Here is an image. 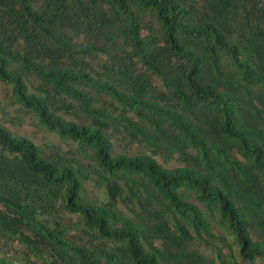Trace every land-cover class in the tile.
<instances>
[{
    "label": "trees",
    "instance_id": "trees-1",
    "mask_svg": "<svg viewBox=\"0 0 264 264\" xmlns=\"http://www.w3.org/2000/svg\"><path fill=\"white\" fill-rule=\"evenodd\" d=\"M0 83L82 156L0 122V264H264V0H0Z\"/></svg>",
    "mask_w": 264,
    "mask_h": 264
},
{
    "label": "rangeland",
    "instance_id": "rangeland-1",
    "mask_svg": "<svg viewBox=\"0 0 264 264\" xmlns=\"http://www.w3.org/2000/svg\"><path fill=\"white\" fill-rule=\"evenodd\" d=\"M65 117L82 121L83 116L77 112H70ZM0 122L7 125L14 134H21L29 137L36 144L45 147L52 148L57 147L62 151L71 153L79 158H82L80 153L77 151V147L73 142H65L56 134L47 131L42 125H40L32 112L22 108L16 103L15 99L11 95L10 86L0 83ZM110 133L111 130H110ZM112 139L116 144V149L121 151L130 152L136 154L138 148H141L140 143L137 139L131 138L130 136H124L121 133H112ZM142 149H147L143 147ZM148 150V149H147ZM149 151V150H148ZM150 152V151H149ZM160 162H163L161 157H158ZM86 162L85 160H83ZM88 193L94 199L103 201L105 193L103 189L94 186L92 183L88 185ZM7 245L1 246L3 252L8 253L11 257H19L20 245L17 243H6ZM198 250L204 254H209L210 249L204 244L197 245Z\"/></svg>",
    "mask_w": 264,
    "mask_h": 264
}]
</instances>
